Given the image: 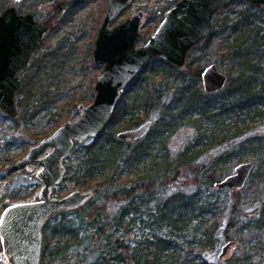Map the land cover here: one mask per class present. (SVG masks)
Returning a JSON list of instances; mask_svg holds the SVG:
<instances>
[{
	"label": "rangeland",
	"instance_id": "374dc122",
	"mask_svg": "<svg viewBox=\"0 0 264 264\" xmlns=\"http://www.w3.org/2000/svg\"><path fill=\"white\" fill-rule=\"evenodd\" d=\"M107 2L108 0H0V11L8 5H14L22 13H32L38 21L50 17L55 7L60 10V15L55 16L49 29L44 32L39 47L31 53L27 65L19 71L23 82L22 86H24L23 92L26 89H33L32 82H34L36 87H50V94L55 100L47 108L41 109L35 114L27 127H25L21 115L14 118L6 115L0 108V204L3 200H11L13 203L14 200L7 196L16 189L18 191L26 189L29 191L28 198H37L41 183L37 180L35 172L27 169L14 170L11 168V164L60 123L72 119L80 113L79 108H76V111L70 109L72 102H82L85 106L93 100V85L96 76L101 72L102 65L94 62L92 51ZM170 5L171 2L168 0H130L114 16L109 25L120 22L141 10L143 15L140 21V44H142L156 28L164 9ZM244 5L248 6L243 1H233L220 7L214 15L210 33L188 51L184 65L177 67L178 70L188 71L190 65L203 69L206 65L214 62L222 72L228 75L229 63L222 54V45L228 37L232 36L233 30L222 28L219 26V22L222 23L223 20H226L230 24L246 8ZM252 8L264 9V5H255ZM157 58L160 57L153 58L156 60H148L147 65L144 64L138 75L144 73V68L152 70L159 67L161 62ZM184 78L189 79L190 84L181 89V96H188L191 88L194 91L197 88L203 92L201 78H194L189 73H186ZM153 81L156 87L160 88L162 92H166V102L171 100L173 92L175 95L179 94L177 88L168 89L164 79L158 77ZM141 82L142 80L137 79L127 91L125 97L129 101L141 93ZM137 92L138 95H136ZM81 93L84 94L83 99L76 100V96ZM19 95L21 93L17 92L16 100ZM190 102H192L191 97L186 99L187 104ZM176 109L178 110L179 107ZM162 110L161 106L153 108L149 111L147 120H150L152 124L155 123L158 127L163 120ZM173 112L175 111L173 110ZM138 114L141 117L144 116L142 111H138ZM248 127H250L248 131L251 134L260 136L263 140L264 119L255 118L248 123ZM196 134L195 126L184 123L173 126L163 142L159 137H155L154 133L150 134L148 138L146 137L145 142L151 144V157L148 156L144 161L133 165L129 174L122 175V181L116 180L115 184L111 186L112 188L108 187V190L119 187L127 190L135 185L132 180L137 179L138 182H142L135 189L131 198L133 204L130 209L133 210V213L130 214V223L127 228L108 225L103 237L110 236L111 247L116 244L113 243L115 238L122 240L123 245L127 244L133 247L137 238H142L154 231H165V228L159 225L160 223L157 224L159 229L157 225H152L154 220L151 219V214L154 212L151 208L155 207L156 201L180 192L199 198L198 202L204 206V216L207 217L203 221L204 223L215 222L211 243L208 246H198L197 239L194 238L197 237V231L203 229L205 224L200 225L198 229L191 225L182 231L178 237L181 238L183 251L192 254L201 253L208 261H219L221 264H226L228 260L230 264H264V217L262 216L264 211V150L257 154V158H254L241 147L243 142L240 138L234 140V137H229L222 140L219 145L214 144L202 149L188 165H182L177 174L174 173L173 168L168 169L165 173H159L153 169L156 167V162L161 160L160 154L167 152L170 155L169 158L173 159L194 142ZM89 139L79 141L74 147L76 152L70 153L63 159L65 166L70 165V169L65 170V176L73 174V170L83 158L82 152L85 148L83 143L90 142L94 138ZM217 157L220 158L217 159ZM242 161H253L254 168L241 188L219 189L214 185L216 181L232 173L234 166ZM153 162H155L154 165H152ZM206 174L208 175L205 177ZM119 182L123 183L116 185ZM73 189H90L93 194L81 206L78 211L80 213L73 212V209L69 210L65 215L67 219L74 220L73 217L79 214L85 216L88 210L94 212L98 208L97 204H102L103 214H107L110 218L117 215L121 209L120 201L109 199L104 202L95 184L84 188L73 178L62 179L53 187L52 194L61 196ZM106 189L105 185L100 187V191ZM127 204L128 202H125L124 205ZM4 208L0 209V213ZM62 216L57 214L53 219H59ZM228 240L233 243L222 258L218 257L221 246ZM103 243L104 238L87 239L79 248L72 247V251L66 254L65 259L60 262L54 260L52 264H76L77 260L82 258L92 261L95 256L110 250V247ZM1 249L0 242V251ZM115 249V251H110L119 253L118 247L115 246ZM0 264L8 263L0 261ZM121 264L133 263L125 260Z\"/></svg>",
	"mask_w": 264,
	"mask_h": 264
},
{
	"label": "trees",
	"instance_id": "16d2710c",
	"mask_svg": "<svg viewBox=\"0 0 264 264\" xmlns=\"http://www.w3.org/2000/svg\"><path fill=\"white\" fill-rule=\"evenodd\" d=\"M245 7L230 24L226 20H223L222 23L219 22V26L222 28L233 30L232 36L228 37L222 45V54L228 61L229 68L226 84L221 90L203 93L204 91L200 92L197 88L195 91L191 88L188 96H181V89L190 84L189 79L186 80L184 75L189 73L194 78H200L202 69L190 65L188 71L182 72L170 62L157 58L161 62L159 67L152 70L144 68V73L138 75L137 79L142 80L140 84L142 90L139 95L137 92L136 98L129 101L125 97L129 88L122 91V96L105 127L97 136L91 137L94 138L92 141L83 143L85 144L82 152L83 158L73 170V174L65 176V172L63 177V180L73 178L84 188L95 184L104 202L109 199L120 201L121 209L117 215L111 218L107 214H103L102 204H97L98 208L94 212L88 210L85 216L82 214L74 216V220L67 219L65 216L72 209H61L53 213L43 226L40 264H52L54 260L62 261L67 257L66 254L72 251V247L79 248L85 240L90 238H104L103 244L110 247V250L115 251L116 246L120 251L114 253L107 250L95 256L92 261L82 258L78 259L76 264H121L125 260L133 264H221L219 261H208L201 253L192 254L183 251L184 247L178 236L188 226L192 225L198 229L200 225L205 224L203 229L197 231V237H194L197 239L198 246H208L215 229V222H203L207 219L204 216L205 209L195 195L176 192L166 196L163 200L156 201L155 207L151 208L154 212L151 214V219L154 220L152 225L160 223L159 225H162L165 231H154L142 238H137L133 247L127 244L123 245L122 240L118 238L113 239V243L116 244L111 247L110 236H103L108 225L127 228L130 223V214L133 213V210L130 209L133 204L131 198L135 189L142 182H138L137 179L132 180L135 182V185L130 187L132 190L120 187L108 190V187L113 186L116 180L122 181V175L129 174L133 165L144 161L148 156L151 157V144L145 142L146 137L148 138L150 134L154 133L155 137H159L163 142L173 126L189 123L197 130L194 142L173 159L169 158L170 155L167 152L160 154V162L155 161L157 164L156 167H153L159 173H165L168 169L173 168L174 173L177 174L178 169L184 164L188 165L202 149L214 144L219 145L222 140L229 137H234V140L240 138L243 142L241 147L254 158H257V154L264 150V138L262 140L260 136L248 131L250 121L255 118L264 119V9L252 8L253 6L249 5ZM18 12L21 11L18 9ZM58 14L60 15V10L55 7L52 15L48 17L50 19L49 26L52 18ZM145 64L147 65V62ZM158 77L166 81L168 89L177 88L179 94L175 95L173 92L171 100L166 102V92H162L160 88L156 87L153 81ZM32 84L33 89H26L24 92V86L21 85L18 90L21 95L16 100L18 116L23 117L25 127L30 124L35 114L41 109L47 108L55 100L50 94V87L42 88L36 87L34 82ZM83 97L84 94L81 93L75 99L81 101ZM189 97L192 98V102L187 104L186 99ZM78 103L72 102L70 109L76 111ZM158 106L163 109L161 127L160 124L156 127L155 123L152 124L149 120L151 122L150 129L144 137L135 141L117 137L116 133L119 130L132 128L143 120L146 121L149 111ZM177 107H179L178 110ZM138 111H142L144 116L137 115ZM115 131L116 133H114ZM78 143V140H73L69 154L76 152L74 147ZM219 158L217 157V159ZM65 168L66 170L70 169V165L67 164ZM122 183L119 182L116 185ZM103 185L107 186V189L100 191V187ZM28 192L26 189H19V191L16 189L11 191L7 197L14 202L29 200ZM125 202L128 204L124 205ZM10 203H12L11 200H3L0 209ZM80 208L73 209V212L80 211ZM57 214L63 216L53 219ZM262 216L264 217V211ZM51 222L53 223L51 224ZM121 222L122 224H120ZM157 228L160 227L157 225ZM228 262L226 264H230Z\"/></svg>",
	"mask_w": 264,
	"mask_h": 264
},
{
	"label": "water",
	"instance_id": "95a60500",
	"mask_svg": "<svg viewBox=\"0 0 264 264\" xmlns=\"http://www.w3.org/2000/svg\"><path fill=\"white\" fill-rule=\"evenodd\" d=\"M171 1V0H168ZM237 0H176L164 12L150 37L140 44L138 10L126 19L109 25L114 16L130 0H108L92 51L95 63L102 65L93 85L91 103H78V115L60 123L49 134L31 145L17 158L11 168L34 171L41 183L36 199L8 204L0 213V261L8 264H40L43 232L47 219L61 209H77L93 194L90 189H73L61 196L52 194L53 187L65 174L63 159L69 154L73 140L82 141L97 136L112 116L122 91L137 80L144 64L160 57L176 67L184 65L188 51L211 31L214 15L220 7ZM249 6L264 5V0H240ZM47 20L37 21L30 12L19 13L14 5L0 11V108L16 118V93L22 85L19 71L23 69L40 45ZM204 92L221 90L227 75L212 62L200 72ZM151 122L119 130V139L135 141L144 137ZM254 168L253 161L236 164L233 172L214 185L217 188H241ZM233 242L226 241L219 257L227 253Z\"/></svg>",
	"mask_w": 264,
	"mask_h": 264
},
{
	"label": "flooded vegetation",
	"instance_id": "af4514ba",
	"mask_svg": "<svg viewBox=\"0 0 264 264\" xmlns=\"http://www.w3.org/2000/svg\"><path fill=\"white\" fill-rule=\"evenodd\" d=\"M167 1V0H166ZM168 2H171V5L170 6H168L166 9H164V11L162 12V18H163V16H164V12L168 9V8H170L171 6H173L174 5V3L176 2V0H171V1H168ZM18 11V10H17ZM19 13H22V12H19ZM34 16V15H33ZM35 18V17H34ZM161 18V19H162ZM36 19V18H35ZM160 19V20H161ZM37 20V19H36ZM44 20H47V22H48V24H49V21H50V19H48V17H46ZM54 20V18H52V21ZM38 21V20H37ZM49 25H48V29H49ZM47 29V30H48ZM7 115V114H6ZM26 169V168H25ZM21 170V169H20ZM28 170V169H27Z\"/></svg>",
	"mask_w": 264,
	"mask_h": 264
},
{
	"label": "bare ground",
	"instance_id": "6f19581e",
	"mask_svg": "<svg viewBox=\"0 0 264 264\" xmlns=\"http://www.w3.org/2000/svg\"><path fill=\"white\" fill-rule=\"evenodd\" d=\"M220 189V188H219ZM222 189V188H221ZM220 250H221V248H220ZM219 253H220V251H219ZM219 253H218V257H219ZM223 257V256H222ZM222 257H220V258H222Z\"/></svg>",
	"mask_w": 264,
	"mask_h": 264
}]
</instances>
